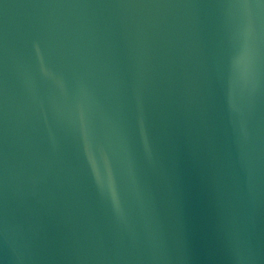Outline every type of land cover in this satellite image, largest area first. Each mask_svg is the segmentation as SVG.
<instances>
[{"label": "water", "instance_id": "water-1", "mask_svg": "<svg viewBox=\"0 0 264 264\" xmlns=\"http://www.w3.org/2000/svg\"><path fill=\"white\" fill-rule=\"evenodd\" d=\"M0 264H264V0H0Z\"/></svg>", "mask_w": 264, "mask_h": 264}]
</instances>
